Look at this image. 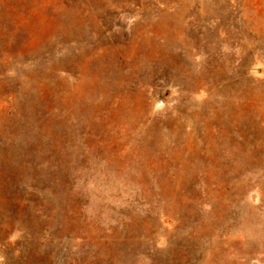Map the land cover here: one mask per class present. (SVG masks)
<instances>
[{
  "label": "rangeland",
  "instance_id": "374dc122",
  "mask_svg": "<svg viewBox=\"0 0 264 264\" xmlns=\"http://www.w3.org/2000/svg\"><path fill=\"white\" fill-rule=\"evenodd\" d=\"M0 264H264V0H0Z\"/></svg>",
  "mask_w": 264,
  "mask_h": 264
}]
</instances>
